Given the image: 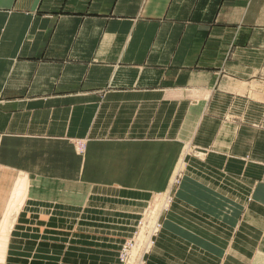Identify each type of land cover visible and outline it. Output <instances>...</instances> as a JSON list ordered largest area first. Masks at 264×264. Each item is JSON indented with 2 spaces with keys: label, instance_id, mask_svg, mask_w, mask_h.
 <instances>
[{
  "label": "crops",
  "instance_id": "1",
  "mask_svg": "<svg viewBox=\"0 0 264 264\" xmlns=\"http://www.w3.org/2000/svg\"><path fill=\"white\" fill-rule=\"evenodd\" d=\"M255 83L264 0H0L3 264H120L180 162L142 264H264Z\"/></svg>",
  "mask_w": 264,
  "mask_h": 264
},
{
  "label": "rangeland",
  "instance_id": "2",
  "mask_svg": "<svg viewBox=\"0 0 264 264\" xmlns=\"http://www.w3.org/2000/svg\"><path fill=\"white\" fill-rule=\"evenodd\" d=\"M251 88L255 89V93H256V94L254 93L253 97L259 98V99H264L261 95L257 94L258 90H262L261 92H264V85H259L258 83H255V84L251 85ZM76 148H77V150L81 151L80 144H77ZM186 151L188 153L189 149L186 148ZM197 152H201V151L198 150V149H194V150L191 149V151H190V153H195V154H197ZM181 168H182V162H180L179 165L176 167L175 173L178 170H180ZM175 173H174V175H175ZM172 179L170 180V182L172 181ZM170 182H169V184H170ZM18 183H20V182H18ZM18 183L16 185V188H18L20 186ZM22 191H23V188H21V195H20L19 201H17V202H16V199H15V192L13 193L11 201L8 203L9 205L5 209L3 218H2V220L0 222V226L1 227H2L1 224H2L3 220H6L7 217H8L9 221H7V220L6 221L8 222V224H10V222H11L10 225L12 226V222H13L14 216H15V214H16V212L18 210V207L20 205V202L22 200ZM173 191L174 190L171 191L170 188H169L167 191H165V193H166L165 195L166 196L162 195V194H154L152 199L147 203L146 208L142 212V214H143L142 225L138 228V226L136 224L134 226V228H133V233H134L135 230H137L139 233H138V235L136 237L135 245H133L131 250H130V256H129L127 262H125L124 264H138L139 259L141 257V254L143 252L144 245L148 241V239L146 240V237L148 238L147 235L149 233H151V230L153 229L154 224L157 221L159 211H161L162 208H165L168 205V201H169ZM14 205H16V209L11 214L10 213L11 207L14 206ZM142 214H140V217L142 216ZM11 226L9 227V225H8V227H9L8 230L9 231L11 229ZM9 231H8V235H9ZM0 232H1V229H0ZM133 233H132V235H133ZM8 235H7V237H8ZM7 240H8V238H7ZM144 241H146V242H144ZM5 250H6V248H5ZM4 254H5V252H4ZM118 258H119V254H118Z\"/></svg>",
  "mask_w": 264,
  "mask_h": 264
},
{
  "label": "built area",
  "instance_id": "3",
  "mask_svg": "<svg viewBox=\"0 0 264 264\" xmlns=\"http://www.w3.org/2000/svg\"><path fill=\"white\" fill-rule=\"evenodd\" d=\"M80 147L82 148V145H80ZM181 176H182V173H181V169H180V170H178L175 173V175L173 176V179H172V181L170 183L169 188H170L171 191L174 190L179 185V183L181 181ZM166 208H167V206L163 210L159 211L157 221L155 222L154 227H153V229L151 230V233L148 236L147 243L144 245L143 252L141 254V257L139 259L138 264H142V262H143V259H142L143 254L150 247V245L152 243V240H153L152 238H153L154 234L157 232V230H158V228L160 226V217H161L162 213L164 212V210ZM142 219H143V214L140 217V219L138 220V223H137L138 228L142 225ZM138 233L139 232L137 230H135L133 235H132V237H130L128 240H126L123 243V245L121 246L120 251H119L120 264H124L125 262H127L128 258L130 256V250H131L133 244L136 242V237H137Z\"/></svg>",
  "mask_w": 264,
  "mask_h": 264
},
{
  "label": "bare ground",
  "instance_id": "4",
  "mask_svg": "<svg viewBox=\"0 0 264 264\" xmlns=\"http://www.w3.org/2000/svg\"><path fill=\"white\" fill-rule=\"evenodd\" d=\"M19 182L20 183H18V184L20 186L18 185L19 187L15 190V199H16V202L19 201V198H20V195H21V187L24 184L22 181H19ZM15 209H16V205L12 206L10 213L12 214V212ZM6 220L9 221L8 220V217L6 218ZM6 220H3L2 224H1L2 227L0 226L1 227L0 228L1 229V232H0V264H2L3 263V260H4V255H5L4 252H5V248H6V243H7V238H8L7 235H8V231H9L8 228L11 226L10 225L11 222H10V224H8V222ZM8 225H9V227H8ZM149 234L147 236H149ZM147 239L148 238L146 237V240ZM144 242H146V241H144ZM133 245H135V243Z\"/></svg>",
  "mask_w": 264,
  "mask_h": 264
}]
</instances>
